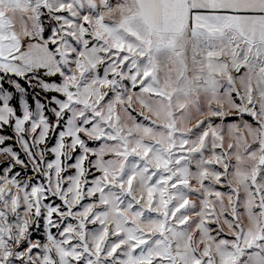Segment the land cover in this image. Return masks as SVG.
<instances>
[{
    "label": "snow or ice",
    "instance_id": "snow-or-ice-1",
    "mask_svg": "<svg viewBox=\"0 0 264 264\" xmlns=\"http://www.w3.org/2000/svg\"><path fill=\"white\" fill-rule=\"evenodd\" d=\"M85 3L0 30V264H264V0Z\"/></svg>",
    "mask_w": 264,
    "mask_h": 264
},
{
    "label": "rangeland",
    "instance_id": "rangeland-1",
    "mask_svg": "<svg viewBox=\"0 0 264 264\" xmlns=\"http://www.w3.org/2000/svg\"><path fill=\"white\" fill-rule=\"evenodd\" d=\"M38 0H0V5L3 7V11L7 17L11 18L13 22V26L15 28L16 35L19 37L21 41L25 40L28 35L32 37H37L39 35L41 20L36 19V13L32 11V9L37 4ZM60 0H52V4L59 3ZM81 4H84L87 7L86 3L80 0ZM59 31V29H58ZM32 44H35L36 41H31ZM71 43V41H69ZM59 59V57H57ZM33 87L37 89V98L42 99V94L39 93V85L33 84ZM7 99V97H3ZM43 103H47V101H42ZM39 107V105H37ZM11 112V109H0V113ZM25 136H30V133L27 129H25ZM3 140H0L2 143ZM33 154L36 157V160L39 161L43 159L42 156L38 155L39 152L43 151V146L33 144L32 145ZM6 154H0V157H4ZM43 173V168H41V174Z\"/></svg>",
    "mask_w": 264,
    "mask_h": 264
},
{
    "label": "crops",
    "instance_id": "crops-1",
    "mask_svg": "<svg viewBox=\"0 0 264 264\" xmlns=\"http://www.w3.org/2000/svg\"><path fill=\"white\" fill-rule=\"evenodd\" d=\"M50 2H52V0H50ZM82 2L85 3V0H82ZM0 30H4V32L7 35H11L12 33L16 34L11 18L6 16V14L3 11V7L1 5H0ZM8 49L14 51V48L12 47L11 44H4L0 46V51H3L4 55H8V51H7Z\"/></svg>",
    "mask_w": 264,
    "mask_h": 264
}]
</instances>
